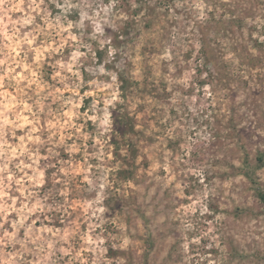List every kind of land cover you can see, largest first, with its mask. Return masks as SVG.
<instances>
[{"label":"rangeland","instance_id":"rangeland-1","mask_svg":"<svg viewBox=\"0 0 264 264\" xmlns=\"http://www.w3.org/2000/svg\"><path fill=\"white\" fill-rule=\"evenodd\" d=\"M264 0H0V264H264Z\"/></svg>","mask_w":264,"mask_h":264},{"label":"trees","instance_id":"trees-1","mask_svg":"<svg viewBox=\"0 0 264 264\" xmlns=\"http://www.w3.org/2000/svg\"><path fill=\"white\" fill-rule=\"evenodd\" d=\"M262 201L264 202V196H261Z\"/></svg>","mask_w":264,"mask_h":264}]
</instances>
